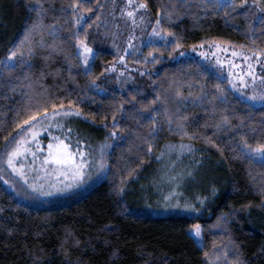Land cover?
Here are the masks:
<instances>
[{
    "label": "trees",
    "instance_id": "trees-1",
    "mask_svg": "<svg viewBox=\"0 0 264 264\" xmlns=\"http://www.w3.org/2000/svg\"><path fill=\"white\" fill-rule=\"evenodd\" d=\"M118 1L79 0L92 9L84 13L80 38L112 39L119 32L113 14ZM76 2L0 0V61L38 25L31 37L35 53L24 57L28 64L17 60L20 66L11 73L0 65V148L19 132L17 124L37 100L80 111L117 137L105 155L104 178L88 190L22 202L0 181V264H264V164L246 155L240 143L241 136L253 147L264 143V105L231 88L224 69L213 63L172 60L179 50L211 41L264 49V0H248L243 7L235 0V10H221L214 0H133L136 6L146 3L142 10L159 20V31L172 35L125 55V62L137 65L127 63L134 78L119 87L104 78L117 58L113 50L99 47L90 71L84 68L74 36L77 15L69 7ZM259 68L257 74L264 75ZM217 84L225 90L223 102L215 99ZM223 115L231 126L218 128ZM181 116L187 117L184 132L177 130ZM168 142L191 144L194 155L220 170L219 191L203 214H147L132 203L134 179L156 164ZM197 222L202 245L190 232Z\"/></svg>",
    "mask_w": 264,
    "mask_h": 264
},
{
    "label": "rangeland",
    "instance_id": "rangeland-1",
    "mask_svg": "<svg viewBox=\"0 0 264 264\" xmlns=\"http://www.w3.org/2000/svg\"><path fill=\"white\" fill-rule=\"evenodd\" d=\"M118 9L113 11L116 16V20L119 26V32L114 33L113 38L109 40H104L102 42L93 40L92 42H85L88 47L93 50L91 57L89 58V64L84 66L89 69L94 61V55L99 47L106 49H111L116 53V60L113 62L115 70L111 73L107 72L104 78L112 80L114 84H118L119 87L123 80H133L134 77L128 75V70L130 68L126 67L127 63L129 65H137L135 60L128 62L121 60V57L125 55L135 56L141 51L143 43L147 42H157L162 41L160 37L153 36V29L159 31V25H157L154 16L148 11H143L142 9H137L133 3L131 6L127 5V0L118 1ZM116 5V8H117ZM115 7V6H114ZM113 7V9H115ZM136 11V24H132L131 18L126 15H122V12L126 11ZM143 16L144 19L141 21L140 17ZM162 36H166L169 39L168 33H163ZM165 41V40H164ZM212 42L219 43L222 49H227V51L221 50L217 52L215 47H212ZM131 45V47L129 46ZM203 45V47H199ZM199 46L188 49L179 50L172 60L178 59H188L189 57L201 58L205 61L213 63L218 68L224 69V75L228 76V64L226 61L228 59L234 60L236 63L241 64L242 67H246V61H243L240 57H232L231 52L235 48L231 45L219 41H211L200 44ZM79 48V46H78ZM237 50V49H235ZM82 52V49H79ZM201 52H207L208 56H202ZM216 53L214 57L212 53ZM183 53V55H181ZM81 59L84 57L82 55ZM217 58L221 61H225L223 65H217ZM264 62V60H262ZM112 65V66H113ZM261 65H257L260 67ZM261 72L264 73V67L261 66ZM134 70L139 69V67H134ZM256 70V69H255ZM257 72V71H256ZM127 73V74H125ZM259 74V72H258ZM260 75V74H259ZM114 77V78H113ZM113 78V79H112ZM248 95H251V89L246 90ZM242 96L243 94L239 92ZM244 97V96H243ZM257 104H262L260 101H256ZM67 110L77 111L72 108H65ZM61 123L64 125L63 131L59 128L50 127L48 131H41L39 135V140L42 147L46 148V145L51 141L53 136H60L61 139L64 138V134L67 133L68 129H71V142L72 146L75 147V141H80V147L86 153H90L87 157V161L91 164V167L86 169V175L82 182L78 186L73 187L65 192H54L53 195L44 196L29 187L31 183H39L43 185L44 189L49 190V184L56 182V177L52 176L48 180L43 178L37 179V173L33 170L39 167V160L35 164L32 163L31 155L25 160L20 157L16 160V166H24V171L28 176V181L19 176L16 172H13L11 167L7 164L6 152L11 151L12 146H14L13 138L18 137L16 133L11 139H9L0 148V181L4 187H6L15 197L20 201H34L38 197L48 198V197H59V196H69L71 193L88 190L93 188L94 185L98 184L106 174V160L105 155L110 150L113 141L116 139L117 133L115 131H110L104 124L95 125L91 119L87 118L81 113V115H70L68 117H56L53 121L45 120L44 126L49 123ZM115 132V136L110 135V133ZM69 143V141H65ZM186 143L169 142L159 151L158 159L154 166H148V170L144 172L141 176L138 175L134 179L135 186L133 187L132 193V203L136 204L138 207L137 211L156 214V215H173V214H203L204 211L214 203L216 195L219 191L216 186L217 175L220 172L217 166L209 163L208 158L204 156L194 155L195 151L188 153L184 151L181 154L179 150V145ZM187 145V144H186ZM31 147V145H29ZM169 146H177L174 151H169ZM194 148V146H192ZM101 149L103 151H101ZM35 151V148H33ZM161 153H165L161 156ZM41 153V157L45 155ZM103 162L104 168L101 170L99 164ZM169 177H174L175 179H169ZM63 180V177H60ZM261 180H258L260 182ZM217 187V189H216ZM125 190V189H124ZM215 192V193H213ZM170 194L172 198L165 199ZM179 203L181 207H172L170 205H175ZM183 205H190L193 207H183ZM199 225L201 228V235H195V226ZM196 225L190 227L191 234L195 237L196 242L202 245L203 235H202V224L197 222Z\"/></svg>",
    "mask_w": 264,
    "mask_h": 264
},
{
    "label": "snow or ice",
    "instance_id": "snow-or-ice-1",
    "mask_svg": "<svg viewBox=\"0 0 264 264\" xmlns=\"http://www.w3.org/2000/svg\"><path fill=\"white\" fill-rule=\"evenodd\" d=\"M248 0H241L240 7H243L247 4ZM255 2V0H254ZM133 4V0H127V5L131 6ZM215 6L219 7L221 10L225 8H232L235 10L237 5L235 4V0H214ZM41 12L46 11L43 9V6L40 4H37V6ZM70 8H72L77 15V19L75 21V24L77 25V32L74 33V36L76 37L79 45V49H82V52H79L80 55L84 57L82 60V64L84 66H87L89 64V58L91 57L93 50L88 47V45L85 43V38H80L79 36V26L85 22V12H92L91 8H83V6L79 3V0H77L76 3L70 4ZM137 9H146L147 4L146 3H139L136 6ZM260 11L264 12V6L260 8ZM122 15H126L127 17L131 18L132 24H136V11H126L122 12ZM227 14V13H226ZM96 19H99L97 16ZM141 21H143L144 17H140ZM157 25H159V20L156 21ZM261 23H264V20L261 21ZM92 25L89 24L88 27H91ZM52 28H55V25L50 26ZM38 28V25L33 24L31 28L27 29L23 35V38L19 40V42L14 45L13 49L9 51V54L6 56L4 61H0V65H3L4 68L8 70L9 73H11L12 69L15 67L20 66V64H28V61L24 59L25 55H27L29 58H31L35 53V48L32 46V33L36 31ZM54 35V33H51ZM169 35H172L169 33ZM153 36L160 37L163 40H166V36H162V31H158L157 29H153ZM255 43V41H253ZM39 44L43 46L44 40L43 36H41V39L39 41ZM27 47V52H25V46ZM131 47V45H129ZM212 47H215L217 49V52L224 50L227 51V49H222L221 45L216 42H212ZM181 47L179 43L176 44V48ZM197 46H193L195 48ZM199 47H203V45H200ZM158 51V50H157ZM175 51V48L173 49ZM171 55V53H169ZM183 55V53H181ZM202 56L207 57V52H201ZM212 55L215 57L216 53H212ZM148 56H153L152 52L148 53ZM232 57H240L243 61H246V67H242L241 64L236 63L232 59H228L226 63L228 64V83L231 86V88L241 92L246 100L251 101H260L262 105H264V75H259L256 72V66L261 65L264 67V62H262V58H264V49L259 50H232L231 52ZM123 60V57L120 58ZM20 61V64H17L16 61ZM147 61V57L145 58ZM153 62H158L155 57H153ZM217 65H223L225 61L219 60L217 58ZM115 66H111L109 69H106V71H114ZM86 71H90L86 67ZM215 89L218 92V95L215 99L221 100L223 102V99L225 98V90L220 85H215ZM247 89H251V95H248ZM177 98H182L181 93L179 91H176L175 93ZM203 95L201 99H203ZM133 99H135L133 97ZM160 98L157 97V100ZM157 100H153L152 104H156ZM163 103V102H161ZM33 107L35 110H33ZM150 107V106H149ZM255 107V105H253ZM168 110L165 109V112ZM81 115L80 111H73V110H67L64 108V106L61 104L59 107H57L56 104L52 103L51 107L49 108L48 104H40L39 100H37L36 105H29V108L26 110L27 118L23 119L22 122L17 124V128L19 129L18 132V139L16 137L13 138L14 146H12L11 151L6 152L7 156V164L9 167H11L13 172H16L19 176H21L25 182L28 181V176L26 175L24 171V166L21 165L20 167L16 166V160L20 157H23L25 160L28 159V156L31 155L32 163L35 164L37 160H39V167L33 169L37 173V179L43 178L45 180H48L50 177L55 176L56 182L49 184V190H45L43 185L39 183H31L29 184V187L33 190V192H37L40 195L44 196H50L53 195L54 192H65L69 189L78 186L80 182L83 181L86 173V169L91 167V164L87 161L88 155L90 153H86L82 150L80 147V141H75V147L72 146L71 142V129L67 130V133L64 134V138L61 139L60 136H53L51 141L46 145V148L42 147L41 142L39 140V135L41 131H48V128L55 127L59 128L63 131L64 125L61 123H49L47 126H44L45 120L47 121H53L56 117H68L70 115ZM115 119V117H113ZM187 120V117H179V123L177 125V130L184 132V124ZM169 125L172 123L171 116H169L168 121ZM221 125L224 126H231V120L228 116L223 115L220 120V124L216 125V127H220ZM239 127V126H237ZM157 131V128L154 126L152 129L153 134ZM255 131V129H253ZM110 135L115 136V132L110 133ZM195 135V134H193ZM65 141H69V143H66ZM211 142V141H210ZM240 143L243 145V149L249 157L252 159H256L259 163L264 164V143H258L255 147H253L251 144L248 143V140L246 137L241 136ZM31 145V147L29 146ZM177 146H169V151H174ZM181 154H183L184 151H187L188 153H192L194 151L191 144H181L178 146ZM35 148V151L33 150ZM101 151H103L101 149ZM41 157V153H45ZM165 153H161V156H164ZM100 169L102 170L104 168L103 162L99 164ZM60 177H63L64 179L61 180ZM169 179H175L174 177H169ZM122 191V189H121ZM172 195L170 194L168 197H165V199L172 198ZM172 207H181L179 203L175 205H170ZM183 207H193L190 205H183ZM195 235L200 236L201 235V228L199 225L195 226ZM208 254L205 253V256ZM233 264H239V261L233 262Z\"/></svg>",
    "mask_w": 264,
    "mask_h": 264
}]
</instances>
